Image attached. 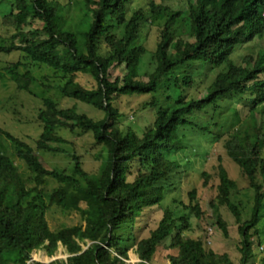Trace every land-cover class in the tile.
I'll return each instance as SVG.
<instances>
[{"label":"trees","instance_id":"trees-1","mask_svg":"<svg viewBox=\"0 0 264 264\" xmlns=\"http://www.w3.org/2000/svg\"><path fill=\"white\" fill-rule=\"evenodd\" d=\"M58 1L0 0L3 20L14 27L8 37L0 38V53L19 52L24 67L42 65L60 73L65 79L60 86L63 97L105 113L103 120L94 121L75 107L59 109L51 99H43L45 110L38 116L43 129L36 141L38 150L49 152L51 144L64 143L55 135L59 128L91 133L95 144L104 148V155L99 156L103 168L93 179L73 157L75 175L48 171L30 147L0 130L14 143L18 159L34 174V178H23L13 161L0 153V254L18 252L15 260L0 257V264H27L32 252L39 250L52 257L59 245L70 257L49 264H124L127 252L123 244H132L137 218L144 208L162 200L169 181L184 166L177 155L187 149L185 132L191 128L201 136L213 137L209 127L195 122L197 115L209 112L210 121L216 114L223 120L221 107L228 99L247 111L241 117L235 108L237 127L229 130L224 147L254 191L251 218L241 223L240 211L230 200L237 185L221 164L217 167L216 200L241 224V264H252L253 238L260 243L264 224V121L257 118L259 112L264 114L259 110L264 92V47L259 45L264 39V0H183L184 8L146 0L144 8L136 9H132L135 0ZM54 2L60 7L52 6ZM23 17L39 20L42 28L23 31ZM160 19L159 41L151 53L154 69L143 81L140 69L148 51L140 42L141 28ZM181 24L187 30L181 31ZM182 32L192 41L184 39ZM116 66H123L126 74L110 81L109 71ZM78 74L94 80L95 89L79 86L75 82ZM24 77L33 81L29 73ZM200 86L207 88V93L197 98L191 91ZM132 95L154 96L145 104L155 108L153 120L140 134L131 127L120 128L113 108L115 97ZM96 97L99 99L94 101ZM132 167L139 179L155 175L156 181L126 185ZM48 179L59 184L50 195L41 189ZM30 180L34 187L27 186ZM190 196L195 200L194 191ZM52 206L80 213L85 226L51 231L46 213ZM212 207L215 211L216 206ZM190 209L196 218L201 216L198 204ZM124 226L130 231L126 238L117 233ZM187 226L185 216L165 210L150 236L135 244L140 264H149L162 243L177 251L169 257L171 264H233L225 254L206 251L201 241L184 238L182 230ZM220 228L227 237L226 225L220 222Z\"/></svg>","mask_w":264,"mask_h":264},{"label":"rangeland","instance_id":"rangeland-1","mask_svg":"<svg viewBox=\"0 0 264 264\" xmlns=\"http://www.w3.org/2000/svg\"><path fill=\"white\" fill-rule=\"evenodd\" d=\"M63 1L65 0H59L58 2ZM153 2L172 8H184L183 0H153ZM146 3V0H135L132 4V9H136L138 6L144 8ZM52 6L56 8L60 7L55 2ZM14 13L16 14V10ZM159 21L147 22L141 28L140 42L146 46L148 51L140 69L143 81H147L146 75L150 74L154 69L151 53L155 51L157 42L159 41V28L162 27L163 19ZM159 23H161L160 26ZM8 24L11 25V22H5L0 11V38L8 37L14 32V27ZM181 26V31L187 30L185 25L181 24ZM20 27L25 32L37 30L42 28V23L39 20L32 21L29 18L23 17ZM182 37L190 40L185 33L182 34ZM257 43L258 41L256 40L255 44ZM259 45L264 47V39L259 42ZM22 62L24 60L21 58V53L19 52H12L11 54L0 53V130L30 147L46 170H58L67 175H72L75 166L73 157H75L79 159L81 169L93 179H97L103 168L102 156H99L104 155V148L95 144L92 134L80 129L59 128L56 130L55 135L63 139L64 143H53L51 144L52 151H41L36 146V141L43 129V124L38 120V116L41 110H45L43 99L46 98L55 102L59 109L75 107L79 114H84L94 121L103 120L105 113L92 105L63 97L60 86L65 83V79L60 73H55L53 70L42 65H29L26 68L22 65ZM26 73H29L33 77V81H29L24 77ZM109 74V80L114 81L118 77L122 78L126 74V71L123 66H116L109 71ZM75 82L86 89H95L96 87L94 80L81 74L76 76ZM191 92L195 97L202 98L207 93V88L200 86ZM261 95L263 96L261 97L263 102L259 110H264V92ZM152 97L154 96L132 95L115 97L113 108L119 115L116 121L117 125L122 129L131 127L140 134L146 123L153 120L155 108L150 109L145 105L152 100ZM98 99L99 97H96L94 101ZM223 106V108L221 107L224 115L223 120L216 114L213 121H210L212 120L211 115L209 112H206L199 113L195 121L197 124L209 127L213 137L201 136V132L194 131L191 128L185 132L186 140L184 143L187 149L184 153L182 152L177 155L179 161L184 166L178 172V176L173 177L169 181L170 186L164 191L162 200L158 204H153L150 208H144L141 216L137 218L132 229L134 239L132 244L129 242L123 244V248L127 252V258L122 259L124 264L141 263L136 254L135 244L139 240L150 236V233L157 228L165 210L174 212L176 216H185L187 218L188 226L182 230L184 238L199 240L206 251H212L218 255L225 254L233 264H241V254L239 252V248L241 247L239 227L241 224L236 222V218L225 205L219 204L216 200L219 186L217 167L221 164L225 168L228 177L236 183L237 188L231 192L230 200L240 211L241 223L248 221L251 218L253 209L254 191L250 188L246 175L228 156L224 147L229 130L237 127V118H239L237 111L241 117H244L247 111L246 107L238 104L236 100L232 101L228 99ZM257 118L263 122L264 114L259 112ZM215 122H221L222 124L216 126L214 125ZM243 132L244 134H251V131L243 130ZM215 136H219V138ZM213 138H215V142H213ZM0 153L8 156L13 161V164L19 168V173L23 178H34V174L28 165L18 159L14 143L2 134H0ZM262 157L264 158V148L262 149ZM156 178L155 175H150V177L146 176L139 179L135 172V167H132L125 183L128 185L141 181L148 184L149 181L155 182ZM257 178L258 182L262 184L260 174H258ZM58 185L57 182L48 179L46 185L42 186L41 189L50 195L54 189L58 188ZM27 186L34 187L35 182L30 180L27 182ZM192 191L195 192V200L191 199L190 193ZM195 204H198L201 210L199 218H196L190 209ZM212 205L216 206L215 211ZM85 207V204H81V208L84 209ZM46 221L49 229L54 232L62 228L78 225L85 226L80 213L76 211H63L57 206H52L47 211ZM220 222L226 225L227 237L220 228ZM263 226L264 224H262V230L260 231V243L258 244L256 237L253 238L254 259L252 264H264ZM129 232V228L124 226L117 233L124 234L126 238ZM81 247L83 250L87 248L85 244H81ZM176 254V250H169L166 244L162 243L158 246L149 264H171L169 257ZM0 257L15 260L18 258V252L10 251L2 253ZM68 257L70 255L66 248L59 245L52 257H48L45 250L32 252L31 259L27 264L35 262L49 264L53 261H66Z\"/></svg>","mask_w":264,"mask_h":264},{"label":"bare ground","instance_id":"bare-ground-1","mask_svg":"<svg viewBox=\"0 0 264 264\" xmlns=\"http://www.w3.org/2000/svg\"><path fill=\"white\" fill-rule=\"evenodd\" d=\"M42 258V257H41Z\"/></svg>","mask_w":264,"mask_h":264}]
</instances>
